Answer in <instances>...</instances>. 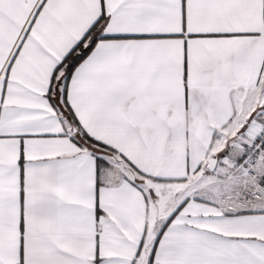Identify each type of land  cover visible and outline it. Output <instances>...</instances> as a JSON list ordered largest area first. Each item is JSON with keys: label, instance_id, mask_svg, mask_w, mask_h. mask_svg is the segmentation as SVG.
I'll return each mask as SVG.
<instances>
[{"label": "snow or ice", "instance_id": "snow-or-ice-1", "mask_svg": "<svg viewBox=\"0 0 264 264\" xmlns=\"http://www.w3.org/2000/svg\"><path fill=\"white\" fill-rule=\"evenodd\" d=\"M0 264H264V0H0Z\"/></svg>", "mask_w": 264, "mask_h": 264}]
</instances>
